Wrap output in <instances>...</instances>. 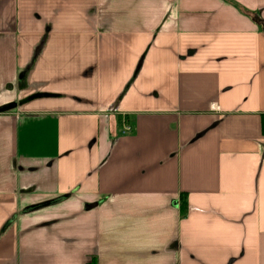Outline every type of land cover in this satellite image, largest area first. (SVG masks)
<instances>
[{
    "label": "crops",
    "instance_id": "1",
    "mask_svg": "<svg viewBox=\"0 0 264 264\" xmlns=\"http://www.w3.org/2000/svg\"><path fill=\"white\" fill-rule=\"evenodd\" d=\"M0 264H264V0H0Z\"/></svg>",
    "mask_w": 264,
    "mask_h": 264
},
{
    "label": "trees",
    "instance_id": "2",
    "mask_svg": "<svg viewBox=\"0 0 264 264\" xmlns=\"http://www.w3.org/2000/svg\"><path fill=\"white\" fill-rule=\"evenodd\" d=\"M179 209H180V211L183 212V213H184V212L186 211V209H187V204H186V200H185L184 197H181V198H180Z\"/></svg>",
    "mask_w": 264,
    "mask_h": 264
},
{
    "label": "built area",
    "instance_id": "3",
    "mask_svg": "<svg viewBox=\"0 0 264 264\" xmlns=\"http://www.w3.org/2000/svg\"><path fill=\"white\" fill-rule=\"evenodd\" d=\"M211 108H216V105L214 103H212Z\"/></svg>",
    "mask_w": 264,
    "mask_h": 264
}]
</instances>
